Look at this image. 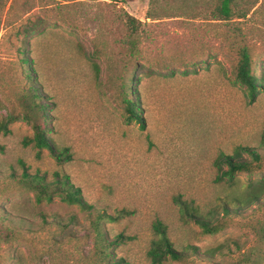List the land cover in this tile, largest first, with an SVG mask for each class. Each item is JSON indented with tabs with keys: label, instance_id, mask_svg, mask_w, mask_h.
<instances>
[{
	"label": "rangeland",
	"instance_id": "374dc122",
	"mask_svg": "<svg viewBox=\"0 0 264 264\" xmlns=\"http://www.w3.org/2000/svg\"><path fill=\"white\" fill-rule=\"evenodd\" d=\"M245 1L254 5L246 19L221 20L217 0H0V219L14 230L0 235V264H108L92 216L58 198L37 204L19 181L20 160L31 174H67L96 211L130 212L102 223L109 239L129 237L110 248L121 264H151L156 218L176 249L201 252L163 264H264V190L239 215L223 217L218 206L264 182V167L228 182L216 180L214 166L237 145L261 146L264 157V0ZM127 13L141 21L137 34ZM234 27L260 85L253 97L234 78ZM28 69L46 105L47 135L69 148L70 161L23 145L32 135L22 119ZM128 87L145 129L124 119ZM177 196L202 215L215 208L223 228L201 232L181 216Z\"/></svg>",
	"mask_w": 264,
	"mask_h": 264
},
{
	"label": "trees",
	"instance_id": "16d2710c",
	"mask_svg": "<svg viewBox=\"0 0 264 264\" xmlns=\"http://www.w3.org/2000/svg\"><path fill=\"white\" fill-rule=\"evenodd\" d=\"M215 7V13L218 19L232 20L246 19L249 12L254 7L251 3H246L245 0H217ZM141 21L135 19L133 16L126 14V25L131 35L137 34ZM33 30V29H31ZM233 31H239L241 36V43L234 46L236 54V63L234 66L233 74L235 81L243 86L249 95L254 96L258 87V78L254 74L252 69V57L249 46L244 42L245 37L238 27H234ZM134 40V39H133ZM132 39L129 40L128 50L129 56L135 57L137 48L135 42ZM28 58L23 57L22 62L28 63ZM130 61V60H129ZM95 69L98 66L95 64ZM141 65L134 62L133 70L140 69ZM27 76L30 79V84L23 95V115L22 119L31 125L32 135L25 137L23 145H31L36 148L38 152L42 149L48 150L51 157L58 163L67 162L72 159V153L68 147H60L53 144L47 135L49 131L46 120V105L41 101V93L38 89L37 79L31 74L30 69L27 70ZM130 81H134L133 78ZM138 94L131 90L130 87L124 90V96L122 98L123 115L126 122H137L141 129H145V119L141 116L138 107ZM261 146H243L237 145L231 154L219 152L214 166L217 168V181L226 180L232 181L236 174L247 173L249 175L259 172L264 167V157L260 153ZM20 164L23 166V172L19 181L25 188L33 193L34 201L37 204L50 203L55 198L68 204L75 205L81 211L86 212L89 216H92V223L95 231V242L98 252L102 254L108 264H121L123 261L120 259H111L110 248L128 239V236L123 234H117L113 239H109L103 230L102 223L104 221H114L123 215H127L130 212L124 209L118 210L114 215L108 214L106 211H96L94 206L87 202L83 197L80 188L76 187L67 174H61L59 172H53L51 178H47L46 175L31 174L28 173L24 167V163L20 160ZM254 186L257 189L254 190ZM249 190L243 194L232 198L229 201L218 203L222 216L226 217L232 214L239 215L238 211L242 208L244 203L260 202L261 193L264 190V182L259 181L257 184H250ZM176 203L179 206L181 216L185 220H192L199 225L201 232L205 234H216L223 228V224L220 223L216 217V209L213 208L209 215H202L199 210L193 205L192 202L183 200L181 196L175 198ZM41 219L45 222L46 214L44 212L39 213ZM5 216V214H0ZM6 217L0 219V235L4 238L13 237L14 230L9 226H4L3 220ZM20 222V221H18ZM151 229L153 238L150 242L149 248L146 252L147 258L151 264H163L167 260L182 261L190 255H201V252L196 247H189L188 250H178L173 246L168 234L167 225L156 218L151 223Z\"/></svg>",
	"mask_w": 264,
	"mask_h": 264
}]
</instances>
